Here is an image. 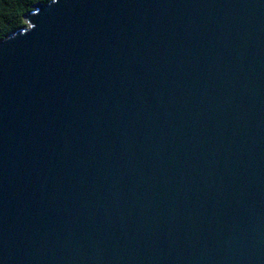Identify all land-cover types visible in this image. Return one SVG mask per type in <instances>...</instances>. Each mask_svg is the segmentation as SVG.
I'll use <instances>...</instances> for the list:
<instances>
[{
	"label": "water",
	"instance_id": "1",
	"mask_svg": "<svg viewBox=\"0 0 264 264\" xmlns=\"http://www.w3.org/2000/svg\"><path fill=\"white\" fill-rule=\"evenodd\" d=\"M0 39V264H264V0H48Z\"/></svg>",
	"mask_w": 264,
	"mask_h": 264
},
{
	"label": "trees",
	"instance_id": "2",
	"mask_svg": "<svg viewBox=\"0 0 264 264\" xmlns=\"http://www.w3.org/2000/svg\"><path fill=\"white\" fill-rule=\"evenodd\" d=\"M48 0H0V39L25 25L24 16L36 3Z\"/></svg>",
	"mask_w": 264,
	"mask_h": 264
}]
</instances>
